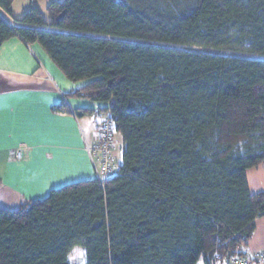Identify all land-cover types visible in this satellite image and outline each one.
Returning a JSON list of instances; mask_svg holds the SVG:
<instances>
[{
  "label": "trees",
  "instance_id": "1",
  "mask_svg": "<svg viewBox=\"0 0 264 264\" xmlns=\"http://www.w3.org/2000/svg\"><path fill=\"white\" fill-rule=\"evenodd\" d=\"M14 2L0 9L14 15ZM47 11L50 22L32 5L21 26L0 14V48L16 36L39 44L80 83L67 98L103 105L76 115L109 116L120 164L104 185L0 208V264L243 257L264 216V190L247 176L264 165V0H63ZM52 110L69 112L64 101Z\"/></svg>",
  "mask_w": 264,
  "mask_h": 264
},
{
  "label": "crops",
  "instance_id": "2",
  "mask_svg": "<svg viewBox=\"0 0 264 264\" xmlns=\"http://www.w3.org/2000/svg\"><path fill=\"white\" fill-rule=\"evenodd\" d=\"M0 14L12 26L22 25L14 15L1 9ZM79 86L80 83L65 77L39 44H28L16 36L1 46L0 196L4 199L1 208L16 209L30 200L44 198L60 184L95 179L76 111L104 106L65 96ZM63 101L69 112H54L52 107ZM86 116L90 115L82 117L84 122ZM103 116L98 115L99 119ZM17 143L24 145L20 161L14 157ZM258 191L261 190L252 192ZM262 249L264 216L256 220L255 231L242 249L243 257ZM233 260L215 264H231Z\"/></svg>",
  "mask_w": 264,
  "mask_h": 264
},
{
  "label": "built area",
  "instance_id": "3",
  "mask_svg": "<svg viewBox=\"0 0 264 264\" xmlns=\"http://www.w3.org/2000/svg\"><path fill=\"white\" fill-rule=\"evenodd\" d=\"M98 133L92 145H87V152L90 155L95 178L104 185L105 180L110 177L120 164L119 149L113 136L114 124L105 116L98 126ZM24 145L20 144L15 148L14 157L20 161L23 156ZM253 262L264 263V249L257 250L246 257L234 259L231 264H250Z\"/></svg>",
  "mask_w": 264,
  "mask_h": 264
},
{
  "label": "rangeland",
  "instance_id": "4",
  "mask_svg": "<svg viewBox=\"0 0 264 264\" xmlns=\"http://www.w3.org/2000/svg\"><path fill=\"white\" fill-rule=\"evenodd\" d=\"M53 1H63V0H15L14 5H13L14 16L16 18H20L21 16H23L24 12L27 11L33 5V6L38 7L40 9L45 21L50 22L51 17L47 11V7ZM187 49H189V48H187ZM82 117L83 116H79V120H80L79 122H80V129H81V134H82L84 146H85L86 141L88 144L92 145L95 138H96V135L98 133L97 126H98L99 122L101 121V119H99L98 115L95 114V115L86 116L85 118L87 119V122H84ZM115 141H116L117 147L119 149V142L121 143L120 135H118V134L116 135ZM13 142L14 141H12V143ZM20 144L21 143H19L18 145H20ZM2 152L3 151L0 150V155L2 154ZM118 153H119V157H120V152L118 151ZM247 176H248L250 188L252 191L255 192L257 190H264V165L263 164L257 168L249 169L247 172ZM74 182H76V181H74ZM0 183H1V181H0ZM69 183H71V182H69ZM65 184H68V183H65ZM65 184H60L54 188L61 187ZM1 185H2V183H1ZM2 200H4V199L0 196V203H2ZM2 208H5V207H2ZM16 208H18V207H16Z\"/></svg>",
  "mask_w": 264,
  "mask_h": 264
},
{
  "label": "snow or ice",
  "instance_id": "5",
  "mask_svg": "<svg viewBox=\"0 0 264 264\" xmlns=\"http://www.w3.org/2000/svg\"><path fill=\"white\" fill-rule=\"evenodd\" d=\"M76 252H77V255L78 256H83L84 255V253H83V251L82 250H76ZM73 258H75V257H73Z\"/></svg>",
  "mask_w": 264,
  "mask_h": 264
},
{
  "label": "clouds",
  "instance_id": "6",
  "mask_svg": "<svg viewBox=\"0 0 264 264\" xmlns=\"http://www.w3.org/2000/svg\"><path fill=\"white\" fill-rule=\"evenodd\" d=\"M83 251H85V252H86V249H84Z\"/></svg>",
  "mask_w": 264,
  "mask_h": 264
}]
</instances>
